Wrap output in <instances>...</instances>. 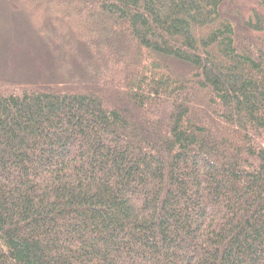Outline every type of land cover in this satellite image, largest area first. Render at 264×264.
<instances>
[{
  "label": "trees",
  "instance_id": "1",
  "mask_svg": "<svg viewBox=\"0 0 264 264\" xmlns=\"http://www.w3.org/2000/svg\"><path fill=\"white\" fill-rule=\"evenodd\" d=\"M62 86L0 78V264H264V0H50Z\"/></svg>",
  "mask_w": 264,
  "mask_h": 264
},
{
  "label": "rangeland",
  "instance_id": "2",
  "mask_svg": "<svg viewBox=\"0 0 264 264\" xmlns=\"http://www.w3.org/2000/svg\"><path fill=\"white\" fill-rule=\"evenodd\" d=\"M50 0H0V78L62 86L58 57L46 40L61 29Z\"/></svg>",
  "mask_w": 264,
  "mask_h": 264
}]
</instances>
